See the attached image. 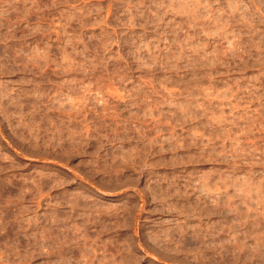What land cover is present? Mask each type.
Wrapping results in <instances>:
<instances>
[{
    "label": "rangeland",
    "instance_id": "rangeland-1",
    "mask_svg": "<svg viewBox=\"0 0 264 264\" xmlns=\"http://www.w3.org/2000/svg\"><path fill=\"white\" fill-rule=\"evenodd\" d=\"M0 264H264V0H0Z\"/></svg>",
    "mask_w": 264,
    "mask_h": 264
}]
</instances>
